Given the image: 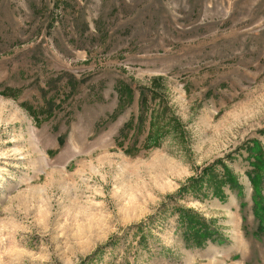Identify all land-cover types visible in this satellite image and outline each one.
<instances>
[{"label":"rangeland","instance_id":"obj_1","mask_svg":"<svg viewBox=\"0 0 264 264\" xmlns=\"http://www.w3.org/2000/svg\"><path fill=\"white\" fill-rule=\"evenodd\" d=\"M0 264H264V0H0Z\"/></svg>","mask_w":264,"mask_h":264}]
</instances>
